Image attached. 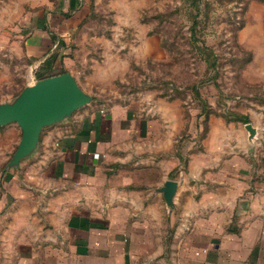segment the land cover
I'll return each instance as SVG.
<instances>
[{"label": "crops", "instance_id": "obj_1", "mask_svg": "<svg viewBox=\"0 0 264 264\" xmlns=\"http://www.w3.org/2000/svg\"><path fill=\"white\" fill-rule=\"evenodd\" d=\"M59 1L32 37L35 54L64 46L93 0ZM179 116L92 101L45 127L32 154L6 169L18 143L1 174L12 187L0 200L1 263L264 264L258 135L241 121L218 126L209 117L189 150ZM10 126L20 128L0 129ZM168 180L178 182L171 205L162 191Z\"/></svg>", "mask_w": 264, "mask_h": 264}, {"label": "rangeland", "instance_id": "obj_2", "mask_svg": "<svg viewBox=\"0 0 264 264\" xmlns=\"http://www.w3.org/2000/svg\"><path fill=\"white\" fill-rule=\"evenodd\" d=\"M60 6L0 0V104L44 79L37 76L40 61L57 54L58 68L44 75L68 70L96 105L160 108L169 116L177 110L179 140L189 150L199 147L209 117L222 126L247 116L257 128L254 149L264 174V0H93L64 46L46 57L33 53L43 13ZM12 127L0 129V200L12 189L1 185L2 168L21 139ZM240 129L232 130L237 138Z\"/></svg>", "mask_w": 264, "mask_h": 264}, {"label": "water", "instance_id": "obj_3", "mask_svg": "<svg viewBox=\"0 0 264 264\" xmlns=\"http://www.w3.org/2000/svg\"><path fill=\"white\" fill-rule=\"evenodd\" d=\"M88 95L70 72L61 73L34 81L11 102L0 104V127L16 122L22 135L16 151L6 166L18 167L20 161L37 148L42 130L69 117L79 108L91 103ZM250 137H255L257 128L246 124ZM178 187L176 180H168L162 189L168 205ZM0 264L1 261H0Z\"/></svg>", "mask_w": 264, "mask_h": 264}, {"label": "trees", "instance_id": "obj_4", "mask_svg": "<svg viewBox=\"0 0 264 264\" xmlns=\"http://www.w3.org/2000/svg\"><path fill=\"white\" fill-rule=\"evenodd\" d=\"M85 21V19L83 20ZM58 55L57 54H54V55H51L39 68L42 70V71H38L37 72V76H39V78H47V77H50V76H54L56 74H61V73H65L67 72V70H60L59 72L55 71V73H52V74H49L47 76L44 75V73H47V72H53L55 69L58 68V65H56V60L58 59L57 58ZM233 121H241V122H249L248 120V117L247 116H238L236 117L235 119H232Z\"/></svg>", "mask_w": 264, "mask_h": 264}, {"label": "built area", "instance_id": "obj_5", "mask_svg": "<svg viewBox=\"0 0 264 264\" xmlns=\"http://www.w3.org/2000/svg\"><path fill=\"white\" fill-rule=\"evenodd\" d=\"M103 111V110H102Z\"/></svg>", "mask_w": 264, "mask_h": 264}]
</instances>
